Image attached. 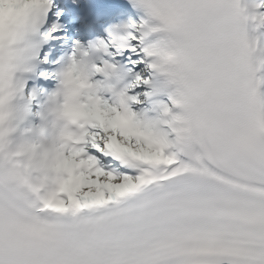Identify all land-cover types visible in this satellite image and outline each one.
<instances>
[{"label":"snow or ice","instance_id":"1","mask_svg":"<svg viewBox=\"0 0 264 264\" xmlns=\"http://www.w3.org/2000/svg\"><path fill=\"white\" fill-rule=\"evenodd\" d=\"M53 3L0 0V25L39 32ZM145 7L154 19L125 27L120 49L149 69V44L176 53L170 86L143 83L147 95L168 97L160 113L179 110L178 130L132 111L137 97L126 90L123 104L90 95L82 139L50 157L62 172L51 198L37 200L0 169V264H264V47L246 30L249 21L264 27V2Z\"/></svg>","mask_w":264,"mask_h":264},{"label":"clouds","instance_id":"2","mask_svg":"<svg viewBox=\"0 0 264 264\" xmlns=\"http://www.w3.org/2000/svg\"><path fill=\"white\" fill-rule=\"evenodd\" d=\"M150 0H128L134 9L142 12L150 23L145 5ZM113 44L120 48L124 44L126 29L112 26L106 30ZM38 31L23 22L5 19L0 25V169L20 187L43 202L51 198L60 187L61 170L50 157L58 147L75 146L74 141L82 139L85 123L79 114L90 95L107 94L116 104L127 102L124 90L119 89L124 80L121 68L103 64L97 71V61L106 49L97 42L89 52L79 55L75 64L68 60L58 75L55 91L46 99L39 114L41 125L34 141L25 139L20 127L26 112L23 105L25 81L22 77L29 73L31 62L40 47L36 37ZM146 40L148 36L145 37ZM152 52V62L156 64L153 89L170 86L172 68L176 62L175 52H161L148 45ZM174 107H179L174 105ZM160 117L168 121L173 131L182 119L179 112H161ZM119 119L124 125L130 123L123 108Z\"/></svg>","mask_w":264,"mask_h":264},{"label":"bare ground","instance_id":"3","mask_svg":"<svg viewBox=\"0 0 264 264\" xmlns=\"http://www.w3.org/2000/svg\"><path fill=\"white\" fill-rule=\"evenodd\" d=\"M102 55H104V54H102ZM263 97H264V95H263ZM146 106H148V108H151L152 107V105L149 103V104H146L145 105V108H146Z\"/></svg>","mask_w":264,"mask_h":264}]
</instances>
